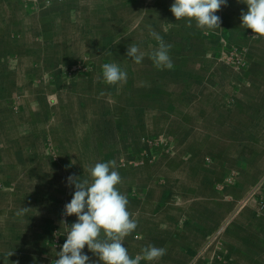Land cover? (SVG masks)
I'll list each match as a JSON object with an SVG mask.
<instances>
[{"label": "crops", "instance_id": "1", "mask_svg": "<svg viewBox=\"0 0 264 264\" xmlns=\"http://www.w3.org/2000/svg\"><path fill=\"white\" fill-rule=\"evenodd\" d=\"M173 3L55 0L36 15L37 22L34 15H19L27 20L26 37L19 42H13L0 16V88L6 86L0 99V179L5 186L0 188V264L58 259L62 247L49 243L54 227L67 231L60 215L75 191L67 177L88 178V166L113 160L122 177L117 187L138 221L123 242L131 258L151 244L167 254L140 264H264V213L241 205L264 181V37L254 39L251 29L241 28L247 5L227 0L217 13L221 29L214 31L226 28L238 45L246 46L248 66L236 72L210 60L211 46L201 38V28L195 20L191 26L187 18L176 20ZM149 27L172 45L171 70L156 68L149 58L159 47ZM12 30L18 32L17 26ZM34 33L42 37L32 39ZM173 33L191 37L193 49L184 52V44L172 42ZM131 43L145 53L141 64L126 56ZM14 53L17 71L8 64ZM85 54L118 63L127 82L106 84L101 62L71 80L56 78V116L48 106L34 111L26 105L22 114L9 108L8 98L27 85L35 61L55 68ZM45 126L55 140L57 159L43 153ZM158 137L169 142L156 147L146 142ZM120 147L128 161L130 156L143 160L121 164L113 154ZM145 150L150 157H143ZM21 207L32 209L17 216ZM233 215L234 222L227 224ZM76 219L72 215L65 221L70 226ZM82 252L89 264H102L87 245Z\"/></svg>", "mask_w": 264, "mask_h": 264}, {"label": "clouds", "instance_id": "2", "mask_svg": "<svg viewBox=\"0 0 264 264\" xmlns=\"http://www.w3.org/2000/svg\"><path fill=\"white\" fill-rule=\"evenodd\" d=\"M247 5V11H241V28L251 29L252 37H264V0H238ZM227 6V0H174L170 11L176 18H187L189 26L193 20L196 27L206 30L221 29V18L215 13ZM149 36L158 42V49L150 53L149 58L160 70L173 68L169 55L172 45L166 44L161 35L149 27ZM109 55H112L109 52ZM126 56L135 64H141L145 53L134 43L128 45ZM103 81L108 85L127 82V72L118 63L102 65ZM103 95V93H101ZM75 160L72 161L73 164ZM86 171L88 178L70 175L67 185H74L75 191L69 203L64 205L63 216H76V222L70 226L65 220L67 238L59 252L55 264H89V256L82 250L87 245L89 251L99 257L102 264H140L141 260L157 261L167 254L164 247L147 245L141 254L131 258L124 239L138 227V221L131 218L128 210L129 200L117 187L122 177L116 170V162H98L90 165ZM32 208L21 207L16 215L25 216ZM13 254L9 253V256ZM18 264V262H17Z\"/></svg>", "mask_w": 264, "mask_h": 264}, {"label": "rangeland", "instance_id": "3", "mask_svg": "<svg viewBox=\"0 0 264 264\" xmlns=\"http://www.w3.org/2000/svg\"><path fill=\"white\" fill-rule=\"evenodd\" d=\"M64 2V0H59ZM55 3V0H0V16L3 19L2 26H4L6 23H8V32L9 36H12L13 39H15L13 42L18 41L20 39H23L26 37L25 34V25L27 26L26 19H20L19 15H26V16H35V22L36 21V15L41 12V10L51 7ZM218 12L215 14L217 15ZM17 15L19 18L15 23H10V18ZM36 25V23H35ZM166 28L169 30H172V25L170 23L165 24ZM10 26L15 27L17 26L18 32H12L10 31ZM183 29L184 26H181ZM178 33L181 32V28L176 29ZM175 34V33H173ZM201 38L207 39L211 46V51L209 54L210 60L213 62H222L225 64L230 65L236 72L238 70H243L248 66V56H247V48L246 46H240L237 44V39L232 38L230 35V32L224 28L220 31H214V30H206L201 29ZM42 37V35L35 33L32 35V39L35 38V40H39ZM19 42V41H18ZM17 42V44H18ZM25 43L24 41H22ZM21 42V43H22ZM165 42V41H164ZM173 43H182L183 45V51H191L194 47V43L191 40V37L187 35H178L175 38L172 39ZM158 45V44H157ZM159 46V45H158ZM243 49V53L241 54L242 58L246 62V65L244 67L237 68V49L238 48ZM239 58V57H238ZM18 55L10 56L8 58V64L12 68V70L16 69L18 70ZM105 61V57L100 56H94L85 54L80 57H76L73 59H70V61H61L58 62V65L55 66V68L50 67L45 62L39 60L35 61L32 66V70L29 74V81L27 82V85L20 86L15 91L12 92L11 96L8 98V106L9 108L17 114H22L24 111L26 105L34 111H41L43 107H50L51 112L56 116L57 110L56 107L58 106V94L57 90L55 88V81L57 77H63L66 80H71L78 75H84L90 71H93L95 69V66L100 64L101 62ZM14 68V69H13ZM6 90V86L2 85L0 88V99L4 97L3 91ZM66 90H70L66 88ZM114 106L117 104H113ZM28 124L26 127L28 128ZM25 127V129H26ZM41 131L44 135V145L45 150L43 151L44 155L54 157L55 159L58 158V151L55 148V140L52 136L51 131L45 127H41ZM146 142L151 147L160 146L161 144L168 143L167 137H158V138H150L147 139ZM1 148V146H0ZM137 152V151H135ZM131 153V152H130ZM115 158L119 160L121 164L125 163H132V164H138L143 160V158H137L136 156H130L132 157L130 161H128L127 158V151L122 149L121 147L119 149H116L113 152ZM132 154V153H131ZM130 154V155H131ZM143 157L147 156L150 157L149 151L145 150L142 151ZM104 159V156H102ZM153 158V157H152ZM4 182L0 179V188H3ZM262 190H264V181H261L258 183L255 188L252 190L251 194L247 199H245L241 205H253L258 209L260 213H264V194L262 193ZM251 198V199H250ZM61 219L66 220L67 217L60 215ZM237 215L231 216L229 219H227L226 223H232L234 222ZM66 230L60 226V227H54L53 230H51L52 240L51 243H49L51 246L53 245L56 248L62 247L65 240L64 237H67ZM50 242V241H49ZM51 264H55V261L51 262Z\"/></svg>", "mask_w": 264, "mask_h": 264}, {"label": "built area", "instance_id": "4", "mask_svg": "<svg viewBox=\"0 0 264 264\" xmlns=\"http://www.w3.org/2000/svg\"><path fill=\"white\" fill-rule=\"evenodd\" d=\"M238 48V47H237ZM243 49L238 48L237 49V68L239 67H244L246 65V62L244 61V59L241 57L242 53H243ZM239 57V58H238Z\"/></svg>", "mask_w": 264, "mask_h": 264}]
</instances>
